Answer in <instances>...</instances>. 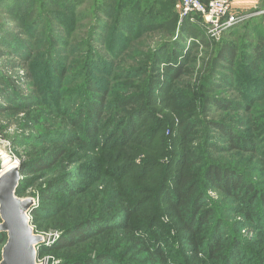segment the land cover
Instances as JSON below:
<instances>
[{"label": "trees", "instance_id": "obj_1", "mask_svg": "<svg viewBox=\"0 0 264 264\" xmlns=\"http://www.w3.org/2000/svg\"><path fill=\"white\" fill-rule=\"evenodd\" d=\"M150 2L0 0V117L31 147L15 194L60 238L37 254L264 264L232 220L264 235V25L209 40L177 0Z\"/></svg>", "mask_w": 264, "mask_h": 264}, {"label": "water", "instance_id": "obj_2", "mask_svg": "<svg viewBox=\"0 0 264 264\" xmlns=\"http://www.w3.org/2000/svg\"><path fill=\"white\" fill-rule=\"evenodd\" d=\"M20 181L18 166L6 169L0 175V233L6 234L0 264H37L38 254L33 246L47 242L35 234L28 217L34 202L31 198L22 199L15 194ZM58 235L48 241H54Z\"/></svg>", "mask_w": 264, "mask_h": 264}, {"label": "rangeland", "instance_id": "obj_3", "mask_svg": "<svg viewBox=\"0 0 264 264\" xmlns=\"http://www.w3.org/2000/svg\"><path fill=\"white\" fill-rule=\"evenodd\" d=\"M179 0H177L176 3H178ZM142 8H143V3H141ZM259 7V6H258ZM254 8L248 11V13H242L240 15L242 16H246V18L240 22L239 24H243L245 23V21H247L249 18H255L257 19L255 20H249L251 23L248 28L251 30L252 27H254V25H256L257 23H261L264 25V19L262 18V16L264 15V10L263 9H259V8ZM150 8L154 11H156L159 8V5L157 4V2H155V0H151L150 2ZM175 12L178 15L177 10L174 8ZM238 24V25H239ZM246 24V23H245ZM237 26V25H236ZM11 27V26H10ZM235 27V26H234ZM188 43L186 45V49L185 51H187L188 48ZM3 61V60H1ZM3 62H0V66H2ZM163 68V66L161 67ZM7 74V73H6ZM17 119H4L2 117H0V173L5 169L10 168V166H18L20 167V178L21 181L23 180V178L26 176L25 175V170L23 169L24 164L27 161V157L29 156V152L31 151V147L27 148L24 146V136L28 133L26 131H24L22 129L21 126H19ZM34 132H36V130H34ZM9 160V165L8 167L5 166L6 160ZM4 170V171H5ZM34 195V196H32ZM209 195L212 198H217L216 194H214L213 192H209ZM26 198H31L32 199V203L34 202L33 207L31 208V211L38 206V198L35 192L31 191L30 189L27 191V193H25L24 197H22V199H26ZM30 218V216H28ZM31 219V218H30ZM232 220H239V223H241L240 226H237V232H239L242 235L243 241H247V242H252L251 247H253V249L255 251L261 252L264 254V235H260L258 234V232L256 233V229L249 226L247 227L245 224V221H243L242 217L236 216V217H232ZM37 235H40L42 237V239H44L45 241H48L50 239V237H52L55 233H35ZM55 243H50L49 246H54ZM52 256H49L47 254L45 255H41L38 256L36 258V263L37 264H48L49 259H51Z\"/></svg>", "mask_w": 264, "mask_h": 264}, {"label": "built area", "instance_id": "obj_4", "mask_svg": "<svg viewBox=\"0 0 264 264\" xmlns=\"http://www.w3.org/2000/svg\"><path fill=\"white\" fill-rule=\"evenodd\" d=\"M233 1L234 0H179L175 5V9L178 12L179 21L189 18L191 22H195L196 16L202 18L207 38L209 40L218 41L224 32L238 25L246 18V16H242L233 11ZM30 213L31 211H29L28 216H30ZM55 236L56 234L52 237ZM59 239L60 238H55L54 241H47L43 243V245L49 247L50 243L56 240L59 241ZM39 247L40 246L36 248L37 252Z\"/></svg>", "mask_w": 264, "mask_h": 264}, {"label": "crops", "instance_id": "obj_5", "mask_svg": "<svg viewBox=\"0 0 264 264\" xmlns=\"http://www.w3.org/2000/svg\"><path fill=\"white\" fill-rule=\"evenodd\" d=\"M262 1L263 0H234L232 3L233 11L237 14L248 13L249 10L256 9L260 6Z\"/></svg>", "mask_w": 264, "mask_h": 264}, {"label": "bare ground", "instance_id": "obj_6", "mask_svg": "<svg viewBox=\"0 0 264 264\" xmlns=\"http://www.w3.org/2000/svg\"><path fill=\"white\" fill-rule=\"evenodd\" d=\"M6 162H8V163H6L5 166L8 167V165H9V160L7 159ZM12 167H15V166H10V168H12ZM8 169H9V168H8ZM33 247H34V249H36L38 246H33Z\"/></svg>", "mask_w": 264, "mask_h": 264}]
</instances>
